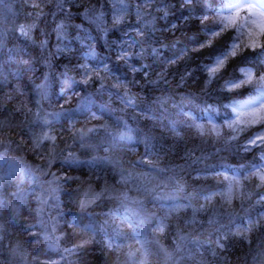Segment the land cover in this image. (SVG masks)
Returning a JSON list of instances; mask_svg holds the SVG:
<instances>
[{"label":"trees","instance_id":"obj_1","mask_svg":"<svg viewBox=\"0 0 264 264\" xmlns=\"http://www.w3.org/2000/svg\"><path fill=\"white\" fill-rule=\"evenodd\" d=\"M7 1L15 7L17 22L35 27L31 40L15 31L1 50L3 63L25 67L26 75L0 83V264H140L142 252L129 237L132 230L119 224L125 216L146 236L148 264H264V216L260 215L264 205L255 202L264 187L257 188L254 177L243 178L246 166L259 163L264 153L256 147L244 151L257 128L237 132L225 122L234 120L235 100L250 98V86L228 92L222 83H209L203 70L208 58L236 32L228 28L212 47L193 50L205 40V26L218 19L212 9L223 0H191V4L158 0L143 9L140 18L132 7L119 28L112 25L114 0ZM99 11L105 14L106 36L85 18ZM205 15L208 20L202 23ZM61 20L67 30L65 39L58 41L56 26ZM79 25L94 37L96 55L87 61V43L77 39ZM137 28L144 32L145 53L130 61L141 69L133 72L116 57L121 45L140 39ZM65 45L66 50L57 51ZM241 53L230 60V77L248 64L246 58L256 55L245 48ZM22 59L29 60V66L22 65ZM85 63L100 69L106 65L109 71L101 70L100 80L93 74L84 85L79 66ZM45 80L49 87L42 95L38 85ZM101 82L106 88L114 83L122 86L101 91ZM125 93L134 98L135 106L125 105ZM86 96L92 97V103L83 111ZM44 114L50 126L38 118ZM192 118L204 123L211 119L220 127L219 135L201 136L188 126ZM125 126L134 129L136 140L120 139ZM45 132L54 139L38 143ZM154 165L173 181V201L189 204L168 213L162 201L150 198L147 209L155 210V226L159 220L167 222L162 231L140 225L118 196L130 187L131 179L139 180V174ZM232 167L236 170L229 171ZM216 172H239L241 191L231 204L217 194L213 207L203 205L204 195L216 194L227 184ZM127 174L131 177L125 180ZM177 181L182 192L177 191ZM50 182L51 187L59 186L55 199L45 195ZM85 192L89 197L99 195L89 199ZM37 197L47 199V204L41 206ZM249 221L251 230L244 232ZM162 244L169 253L166 258Z\"/></svg>","mask_w":264,"mask_h":264},{"label":"snow or ice","instance_id":"obj_2","mask_svg":"<svg viewBox=\"0 0 264 264\" xmlns=\"http://www.w3.org/2000/svg\"><path fill=\"white\" fill-rule=\"evenodd\" d=\"M153 3H158V0H140L139 3H135L134 0H114L111 5V14H112V25L113 28H119V26L126 22L125 14L130 11L132 7L136 8L137 18H140L143 15V9L149 8L153 5ZM184 4H191V0H183ZM36 7L37 5H33ZM63 11V9H61ZM212 11L216 14L218 19H216L211 26H205L206 37L205 40L200 42L198 47L193 49L196 51H201L205 47H212L217 39H219L229 27H231L235 32L230 42H225L224 46L219 48L214 55H211L208 58V63L203 65V70L206 73L208 78V82H217L222 83V87L224 90L228 92H238L239 90L249 87V99L243 102L239 100H235L231 105L232 112L235 114L236 119L228 122L227 118L225 120L227 127L233 129L234 131H247L250 128H257V130L249 137L244 145V151H251L253 147L260 148L261 152L264 153V72L260 71V68H264V0H223V3L220 4L219 7H214ZM221 13H227V15L221 17ZM37 16L40 13H36ZM104 13L99 11L98 14L88 16L85 15V18L89 20L90 23L94 24L96 30L101 32L103 35H107V25L104 21ZM166 15V13H165ZM208 20V17L202 16L201 21L205 23ZM35 27V24H21L19 25L18 31L19 33L26 39L31 40V31ZM80 29L81 35L77 37L81 43H87L88 51L85 54V61L93 58L96 53L94 49V37L91 36V33L84 29L82 25L77 26ZM137 35L140 39H134L130 42H125V44L120 46V51L117 53V60L123 61L125 65L129 67V69L133 72L140 71L141 69H137L134 65L130 63V61L134 58H142L145 53V43H144V32L142 29L137 28ZM57 32V40L60 41L65 39V25L57 24L56 26ZM247 36V43L243 46L238 43V41L243 37ZM149 39H151V35H149ZM93 41V42H89ZM46 45V41L42 42ZM138 46V48H137ZM245 48L253 53H256L255 56L246 58L248 60V64L245 67H240L235 69L234 71L237 73L236 76L230 77L228 75L227 69L230 63V60L235 59L241 53V48ZM67 49V45H65L64 49H57V51L62 52ZM133 49H137L133 51ZM259 49V51H257ZM153 52L156 49H152ZM188 51V49H185ZM23 56L24 49L20 50L19 53ZM259 61V64L256 62ZM20 63L24 66H29V60H21ZM80 71L83 74V78L80 83L84 85H88L92 78L93 74H95V79L100 80V71L103 70L105 72L109 71L107 66L103 69L90 67L87 63L79 66ZM66 75V74H65ZM122 86L121 83H114L109 85L107 88L101 82L100 90L107 91L109 89H118ZM38 89L43 95L47 89V81L38 85ZM123 102L126 106H135L134 98L129 97L126 93L122 97ZM92 103V97L86 96L84 97L82 110L87 111L88 106ZM187 115V114H186ZM41 120V123L45 126H50V121L46 118V114L38 117ZM55 118V117H54ZM93 118H95L93 116ZM243 118L244 127L236 128L235 125H238ZM209 123H212L211 133H215L217 136L219 135V131L217 130L216 125L209 119ZM189 127H195L196 131L201 135H205L202 124H189ZM88 131H92L89 129ZM84 133H81V139H83ZM121 139L125 137H120ZM235 138V137H234ZM54 137L49 136L46 132L43 133L40 137H38L37 142H42L43 140H53ZM259 163H253L246 166V174L244 175V180H249L251 177H256L259 181L257 184V188L264 187V155L260 156ZM162 171V170H160ZM232 171V170H229ZM215 176H222L224 181H229V186L227 189V197L228 203L232 202V191L233 184L237 186V191H239L240 181V173L237 172L234 175H227L225 173L216 172ZM124 178H122L123 181ZM45 191V195L55 199V193L58 191V185L56 187H51ZM177 191L182 192L183 186L179 184L177 181ZM96 196L89 197V193L85 192L84 196L89 199H96ZM215 193H208L204 195V199L206 201H211ZM127 197L125 196V199ZM247 198V197H246ZM41 206L47 204V199H41L37 197ZM161 199L175 200V196H167L161 197ZM257 204L264 205V194H260L259 198L255 201ZM82 207H84V203L82 202ZM203 207V206H202ZM38 211H42L38 209ZM231 215V214H230ZM264 216V213L260 214ZM141 223H145L144 220H141ZM132 227L131 224L128 225ZM91 229V225L88 226ZM252 222L249 221L248 225L243 229L244 232L251 230ZM163 224L154 229V231H162ZM52 231H55L53 226ZM236 234H241V230L237 227ZM133 238L136 239L137 243H140V238L146 237L143 231L139 232V237L136 236V232H133ZM58 240L59 238H54ZM184 238L181 237V240ZM212 243V242H210ZM215 243L223 248L224 245L220 243L219 240L215 241ZM50 247H54L53 244H50ZM65 252L69 251L68 249L64 250Z\"/></svg>","mask_w":264,"mask_h":264},{"label":"rangeland","instance_id":"obj_3","mask_svg":"<svg viewBox=\"0 0 264 264\" xmlns=\"http://www.w3.org/2000/svg\"><path fill=\"white\" fill-rule=\"evenodd\" d=\"M14 5L10 4L7 0H0V79H5L7 77V67L6 64L2 61V52L4 48V40L8 38V36L11 33L15 32L16 28H19V25H21V22L16 21V11L14 9ZM227 15V13L222 14L220 18ZM231 28V27H229ZM238 43H240L242 46L247 43V36H243ZM243 49V47L241 48ZM12 69V68H9ZM48 83H47V89L48 90ZM38 91H40L38 89ZM234 119H236L235 114L233 116ZM192 124H202L204 132H210V134L214 135L215 133H211V129L213 124L212 123H204L202 120L194 119L192 118L190 121ZM241 125H244L243 118H241L240 123ZM216 125V124H215ZM217 130H220V127L216 125ZM134 129L130 126H125L124 129L120 133V137H125L121 140L131 142L136 140V134L134 133ZM231 170H236L235 167H232ZM140 179L135 181L134 179L130 180V187L126 190H124L120 195L124 198V201H126L127 207L125 208L126 212H133V214L137 217L138 222L140 225H143L146 229L150 228L151 226L156 227V229L163 224V230L165 229L167 222H163L159 220V223L155 226V210L149 211L147 208V201L150 198H153L154 200H157L158 202L162 201L164 206L167 209L168 213H175L180 210H184L188 207V203L184 202H176L173 200L168 199H161V197H167V196H175V192L171 189V187L174 185L173 181L170 177L164 176L162 173L155 170V165L151 166L150 168H147L146 170L142 171L140 174ZM231 176L232 174H227ZM131 176L127 174L125 176V180L129 179ZM253 178V177H252ZM257 182L258 179L254 177ZM241 183L239 185V191H237V186L233 184V191H232V202L235 200V196L237 193H239L242 186V180H240ZM229 186V181H227V184L225 187H222L221 189L216 190V194L213 195L212 200L206 201L204 198H201V201L203 202V205L206 203H211L213 207V200L217 194H219L221 200L223 202L228 201L227 197V189ZM125 196L127 197L125 199ZM218 196V195H217ZM202 203V202H200ZM228 203V202H227ZM194 207V205H192ZM199 208H203L201 204L198 205ZM141 220H144L145 223H141ZM122 223V224H121ZM120 227L123 229H130L132 230V234H129V237L132 241L137 243L136 239L133 238V232H136V236L139 237V232L136 230L135 224L133 220L130 219L129 216L120 217L119 219ZM131 224L132 227H129L128 225ZM153 229V230H154ZM125 232V231H124ZM126 235V232H125ZM146 237V236H145ZM156 239V236H155ZM157 241V240H156ZM140 251L142 252V258L140 259V264H148V247H147V239L145 242V238H140V243H137ZM167 247L162 244V251L165 253L164 256L166 258V255L169 253L167 252Z\"/></svg>","mask_w":264,"mask_h":264},{"label":"bare ground","instance_id":"obj_4","mask_svg":"<svg viewBox=\"0 0 264 264\" xmlns=\"http://www.w3.org/2000/svg\"><path fill=\"white\" fill-rule=\"evenodd\" d=\"M61 22H62V24H64L63 23V21L61 20L60 22H58L57 24H61ZM23 24V23H22ZM67 28H69L68 26H66ZM72 29H73V26H72ZM71 29V30H72ZM66 28H65V32H66ZM15 31L16 32H18L19 33V31H18V28H16L15 29ZM52 33L54 34V36H56V32H53L52 31ZM10 34H12L11 32H10ZM7 39L8 38H6L5 40H4V45H5V42H7ZM35 48L36 49H39L37 46H35ZM6 64V63H5ZM6 67H7V77H5V79H0V83H2V84H4V83H6L7 82V79H8V77H10V78H14V79H20V78H23L24 77V75H26V74H24L25 72H24V69H25V67H22V68H19L18 66H15V65H11V64H6ZM9 68H12V69H9ZM21 69L23 70L22 72H21Z\"/></svg>","mask_w":264,"mask_h":264}]
</instances>
